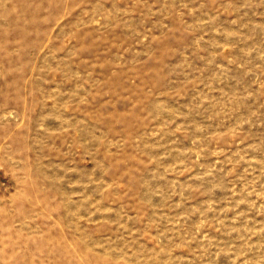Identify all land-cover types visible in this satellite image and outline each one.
Segmentation results:
<instances>
[{"label":"rangeland","instance_id":"rangeland-1","mask_svg":"<svg viewBox=\"0 0 264 264\" xmlns=\"http://www.w3.org/2000/svg\"><path fill=\"white\" fill-rule=\"evenodd\" d=\"M0 264H264V0H0Z\"/></svg>","mask_w":264,"mask_h":264}]
</instances>
